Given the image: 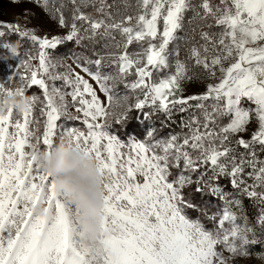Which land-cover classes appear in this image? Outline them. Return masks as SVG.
<instances>
[{
    "label": "snow or ice",
    "instance_id": "6c2138e0",
    "mask_svg": "<svg viewBox=\"0 0 264 264\" xmlns=\"http://www.w3.org/2000/svg\"><path fill=\"white\" fill-rule=\"evenodd\" d=\"M36 2L67 33L0 21L11 55L9 33L35 49L0 98L40 90L20 112L0 109V264H233L264 244V0ZM66 42L92 55L65 63L55 50ZM193 69L204 91L184 95ZM132 110L162 113L171 131L122 141L109 129ZM65 144L100 170L98 245L42 166Z\"/></svg>",
    "mask_w": 264,
    "mask_h": 264
},
{
    "label": "clouds",
    "instance_id": "9594fccd",
    "mask_svg": "<svg viewBox=\"0 0 264 264\" xmlns=\"http://www.w3.org/2000/svg\"><path fill=\"white\" fill-rule=\"evenodd\" d=\"M29 101L28 96H5L0 98V109L14 107L20 112L28 106ZM108 119L111 122V115ZM42 166L55 174L57 189L69 194V202L82 207L79 219L85 232L82 237L84 243L98 245L105 193L95 158L65 144L59 146L51 158H44ZM37 211L43 214V205L38 206Z\"/></svg>",
    "mask_w": 264,
    "mask_h": 264
},
{
    "label": "rangeland",
    "instance_id": "374dc122",
    "mask_svg": "<svg viewBox=\"0 0 264 264\" xmlns=\"http://www.w3.org/2000/svg\"><path fill=\"white\" fill-rule=\"evenodd\" d=\"M130 3H134L135 0H129ZM27 14V16H25ZM0 21L8 22V23H19L22 27H26L28 29H34L35 33L39 36H64L67 33V29L61 28L58 24V21L56 19H53L49 13H47L40 4L36 2V0H21L20 3H13L12 0H0ZM183 35V34H182ZM9 38L16 39L18 42L13 43L18 50L21 53V57L13 56L11 55L7 49H4L2 45H0V64L2 67H0V82H6L9 77L14 76V74L19 69L20 60L24 59V53L29 49H32V51H35L34 48H32L31 42L29 41V44L25 41H19V38L15 36V34H9V36H6ZM5 37V38H6ZM4 38V39H5ZM117 39H119V36H117ZM27 41V40H26ZM65 44V43H64ZM64 44L58 46L59 50L64 46ZM26 45L25 48H23ZM136 46L133 45L130 48L131 50H135ZM67 52H63L62 54H57L58 56H61L64 58V62L68 64H72L73 61L71 58H68ZM181 59H184V55L182 53ZM35 63V62H34ZM194 64V61L190 62L189 67L191 68ZM73 67L75 65L73 64ZM62 70V69H61ZM79 71V69H76ZM200 69H193V71L190 73L194 76L192 81H186L185 82V92L184 95L189 94H199L204 91V83L201 82L199 79L195 78L196 74H199ZM83 74V73H82ZM215 83L216 81H211ZM12 88L17 87L16 83H12L8 85ZM93 86L97 88L98 95H100L101 100H104V96L102 93H99L98 86L95 85L93 82ZM35 87V86H34ZM32 87L30 90L26 92V95L32 96V95H40V90L37 88L35 89ZM75 115V113H73ZM79 127H83V125H77ZM252 127L250 126L249 132H251ZM42 131V127H41ZM145 136V135H142ZM247 138V136H246ZM132 139L131 137L127 140L129 141ZM134 139H138L134 137ZM225 256H228L229 254L227 252L224 253ZM264 255V254H262ZM249 255L248 257H250ZM248 257H236L234 259L233 264H252L250 263V259H253V264H264V261H261L258 258V255H255V257L258 259V262L254 260L253 258Z\"/></svg>",
    "mask_w": 264,
    "mask_h": 264
},
{
    "label": "trees",
    "instance_id": "16d2710c",
    "mask_svg": "<svg viewBox=\"0 0 264 264\" xmlns=\"http://www.w3.org/2000/svg\"><path fill=\"white\" fill-rule=\"evenodd\" d=\"M108 2L109 4H111L113 3V0H108ZM119 2L120 0H117V3ZM5 40H10V42L12 43L18 42L16 39L14 40L13 38H9V37H6ZM19 41L20 42L25 41L27 42V44H29V41H26V40L19 39ZM25 47L26 45L23 48ZM97 47H99V45H97ZM132 49H133V46H132ZM55 51L57 54H62L63 52H67L68 53L67 57L71 58L72 61H73V54H86L89 56L92 55L90 47L88 48L78 47L73 42H66L64 46H62V48H60L59 50H55ZM0 67H2L1 64H0ZM104 71L108 72V71H111V69L106 67ZM133 78L134 77H130V79H133ZM117 91L121 95L125 93V89L122 86H119ZM133 102H134V99H133ZM145 111H148V109H145ZM176 119L178 120L179 117L177 116ZM165 120H166V117L162 113H157L154 115L153 119L148 120L145 118V114L142 111L132 110L130 111V113L128 114V116L125 118L124 121L120 123H114L110 127L109 131L113 135H116L119 139L125 142L130 137L132 139L134 137L143 139L144 136L142 135H146L147 131L152 128L156 129L161 134L165 133L166 131H171V129H166ZM176 131H179V129L176 128ZM245 203L247 205V211L249 213V218L250 220L254 221L255 217L252 214L251 204L248 201H246ZM258 254H261V255L264 254V244H257V245H253L250 247V255H258Z\"/></svg>",
    "mask_w": 264,
    "mask_h": 264
},
{
    "label": "built area",
    "instance_id": "2783aa9c",
    "mask_svg": "<svg viewBox=\"0 0 264 264\" xmlns=\"http://www.w3.org/2000/svg\"><path fill=\"white\" fill-rule=\"evenodd\" d=\"M253 257H255V255H251V256H250V257H248V258H253ZM254 260H255L256 262H258V259H257L256 257L254 258ZM252 261H253V259H250V261H249V262L253 264V262H252Z\"/></svg>",
    "mask_w": 264,
    "mask_h": 264
}]
</instances>
